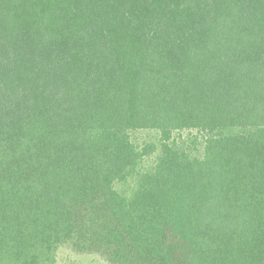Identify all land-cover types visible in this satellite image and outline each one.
Listing matches in <instances>:
<instances>
[{
    "label": "trees",
    "instance_id": "trees-1",
    "mask_svg": "<svg viewBox=\"0 0 264 264\" xmlns=\"http://www.w3.org/2000/svg\"><path fill=\"white\" fill-rule=\"evenodd\" d=\"M62 248L264 264V0H0V264Z\"/></svg>",
    "mask_w": 264,
    "mask_h": 264
},
{
    "label": "rangeland",
    "instance_id": "rangeland-1",
    "mask_svg": "<svg viewBox=\"0 0 264 264\" xmlns=\"http://www.w3.org/2000/svg\"><path fill=\"white\" fill-rule=\"evenodd\" d=\"M134 140L141 146L148 142H157L158 134L154 131H140L133 135ZM58 264H108L98 256H80L68 248H62L58 253Z\"/></svg>",
    "mask_w": 264,
    "mask_h": 264
}]
</instances>
